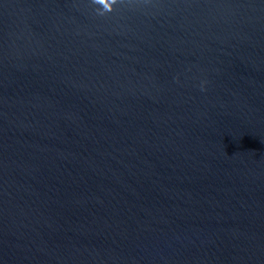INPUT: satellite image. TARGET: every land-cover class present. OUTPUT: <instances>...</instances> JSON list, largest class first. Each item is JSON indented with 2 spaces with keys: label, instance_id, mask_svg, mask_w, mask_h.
Here are the masks:
<instances>
[{
  "label": "water",
  "instance_id": "water-1",
  "mask_svg": "<svg viewBox=\"0 0 264 264\" xmlns=\"http://www.w3.org/2000/svg\"><path fill=\"white\" fill-rule=\"evenodd\" d=\"M0 264H264V0H0Z\"/></svg>",
  "mask_w": 264,
  "mask_h": 264
},
{
  "label": "clouds",
  "instance_id": "clouds-1",
  "mask_svg": "<svg viewBox=\"0 0 264 264\" xmlns=\"http://www.w3.org/2000/svg\"><path fill=\"white\" fill-rule=\"evenodd\" d=\"M121 2H122V0H113V5H117ZM108 11H109V13L115 11V7L113 6V7L109 8Z\"/></svg>",
  "mask_w": 264,
  "mask_h": 264
}]
</instances>
